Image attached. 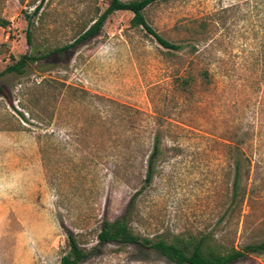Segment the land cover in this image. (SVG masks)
Listing matches in <instances>:
<instances>
[{"label": "rangeland", "instance_id": "1", "mask_svg": "<svg viewBox=\"0 0 264 264\" xmlns=\"http://www.w3.org/2000/svg\"><path fill=\"white\" fill-rule=\"evenodd\" d=\"M109 2L0 0V73L73 42ZM144 14L184 48L119 10L86 44L0 76V264H61L70 234L80 264H177L101 243L116 218L153 240L207 235L222 252L264 240V0H159Z\"/></svg>", "mask_w": 264, "mask_h": 264}, {"label": "trees", "instance_id": "2", "mask_svg": "<svg viewBox=\"0 0 264 264\" xmlns=\"http://www.w3.org/2000/svg\"><path fill=\"white\" fill-rule=\"evenodd\" d=\"M45 0H41L43 2ZM159 0H110L108 7L97 17L94 23L80 34L73 42L64 46L57 47L49 53L42 55H34L26 53L22 55L15 63L7 65L0 73V76L5 73L17 72L23 73L25 67L30 63H34L51 54L62 55L68 50H72L79 45L86 44L91 39L101 34L102 29L109 18V16L116 11L125 10L133 13L132 24L135 26H142L149 34L165 48L170 50H182L183 45L177 44L159 33L146 19L144 10L147 6ZM41 3L36 7L39 11ZM28 20V28L26 37L29 44H32V30L33 21ZM5 18L0 17V26L6 27L9 24ZM202 25V24H201ZM194 50L195 45H193ZM208 75V73L206 72ZM0 92H3V86L0 83ZM22 114V113H21ZM160 136L157 135L153 151L148 162V170L146 182L150 183L155 175V162L160 154ZM240 171L241 161L236 159L235 176H234V193L232 202H234L239 193L240 187ZM101 243H122L125 245H138L144 248H152L161 253L169 260L177 264H231L232 262L243 258L249 253H264V240L258 243H252L245 246L243 249H231L227 252H222L213 248L208 243V236L204 235L197 237H185L176 241L168 242L165 239L153 240L149 237H143L136 232L129 225L126 219L116 218L114 220H104L100 233L98 234ZM70 251L61 259V264H80L88 256V252L82 248L73 234L69 235Z\"/></svg>", "mask_w": 264, "mask_h": 264}]
</instances>
